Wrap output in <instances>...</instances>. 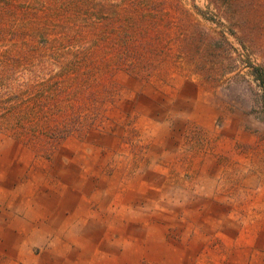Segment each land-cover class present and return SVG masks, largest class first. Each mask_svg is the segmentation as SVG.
Segmentation results:
<instances>
[{
    "label": "rangeland",
    "instance_id": "rangeland-1",
    "mask_svg": "<svg viewBox=\"0 0 264 264\" xmlns=\"http://www.w3.org/2000/svg\"><path fill=\"white\" fill-rule=\"evenodd\" d=\"M182 3L90 120L0 129V264H264V0Z\"/></svg>",
    "mask_w": 264,
    "mask_h": 264
},
{
    "label": "trees",
    "instance_id": "trees-1",
    "mask_svg": "<svg viewBox=\"0 0 264 264\" xmlns=\"http://www.w3.org/2000/svg\"><path fill=\"white\" fill-rule=\"evenodd\" d=\"M170 8L193 22L182 0H0V129L50 143L90 120L101 74L164 52Z\"/></svg>",
    "mask_w": 264,
    "mask_h": 264
}]
</instances>
